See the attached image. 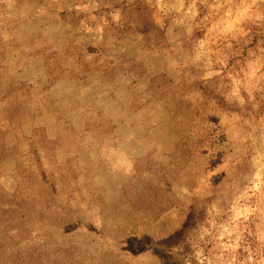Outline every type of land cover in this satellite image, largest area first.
<instances>
[{"label":"rangeland","instance_id":"374dc122","mask_svg":"<svg viewBox=\"0 0 264 264\" xmlns=\"http://www.w3.org/2000/svg\"><path fill=\"white\" fill-rule=\"evenodd\" d=\"M0 264H264V0H0Z\"/></svg>","mask_w":264,"mask_h":264}]
</instances>
